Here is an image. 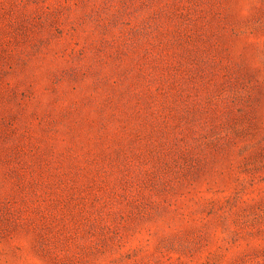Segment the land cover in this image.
Returning a JSON list of instances; mask_svg holds the SVG:
<instances>
[{
    "label": "rangeland",
    "instance_id": "rangeland-1",
    "mask_svg": "<svg viewBox=\"0 0 264 264\" xmlns=\"http://www.w3.org/2000/svg\"><path fill=\"white\" fill-rule=\"evenodd\" d=\"M0 264H264V0H0Z\"/></svg>",
    "mask_w": 264,
    "mask_h": 264
}]
</instances>
